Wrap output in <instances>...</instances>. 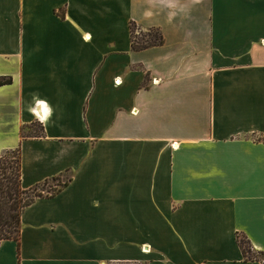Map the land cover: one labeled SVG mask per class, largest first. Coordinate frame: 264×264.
<instances>
[{"label": "crops", "instance_id": "0c3cea01", "mask_svg": "<svg viewBox=\"0 0 264 264\" xmlns=\"http://www.w3.org/2000/svg\"><path fill=\"white\" fill-rule=\"evenodd\" d=\"M263 40L264 0H0V156L71 177L0 264H264Z\"/></svg>", "mask_w": 264, "mask_h": 264}, {"label": "trees", "instance_id": "16d2710c", "mask_svg": "<svg viewBox=\"0 0 264 264\" xmlns=\"http://www.w3.org/2000/svg\"><path fill=\"white\" fill-rule=\"evenodd\" d=\"M130 29L134 50H144L149 47L162 45L165 42L164 35L157 28H152L145 32L139 29L136 22L132 21ZM11 83V77H0V86ZM34 125H38L39 129H35L32 133L24 131V136H27L28 133L33 136H43V125L37 122ZM16 151L19 155L15 158H10V153L14 151H7L0 156V241L7 239L16 240L18 242V249H20L22 214L24 210L33 204L37 198L55 196L64 186L68 185L71 177L67 179H63L62 176L54 177L52 180L58 181V184L56 186L51 185L49 189H46V185L52 180H46L44 183L32 188L24 189L21 179V153L19 148ZM237 241L242 249L245 260L264 262L262 259L264 252L254 249L248 236L238 232Z\"/></svg>", "mask_w": 264, "mask_h": 264}, {"label": "rangeland", "instance_id": "374dc122", "mask_svg": "<svg viewBox=\"0 0 264 264\" xmlns=\"http://www.w3.org/2000/svg\"><path fill=\"white\" fill-rule=\"evenodd\" d=\"M141 37V36H140ZM35 129H39V126L38 125H34ZM34 131V130H33ZM27 132V131H26ZM14 152H11L10 153V158H15V157H18L19 153L16 151V150H12ZM69 177V176H68ZM67 176L63 177V179H67L68 178ZM56 184H58V181H51L48 185H46V189H49L50 186H56ZM42 189V188H41ZM262 259L264 260V256H262Z\"/></svg>", "mask_w": 264, "mask_h": 264}, {"label": "built area", "instance_id": "2783aa9c", "mask_svg": "<svg viewBox=\"0 0 264 264\" xmlns=\"http://www.w3.org/2000/svg\"><path fill=\"white\" fill-rule=\"evenodd\" d=\"M263 43H264V40H263Z\"/></svg>", "mask_w": 264, "mask_h": 264}]
</instances>
